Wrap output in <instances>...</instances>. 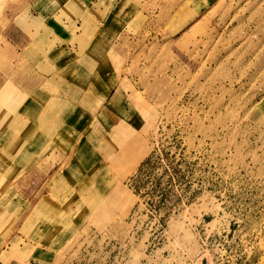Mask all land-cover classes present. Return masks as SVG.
I'll return each instance as SVG.
<instances>
[{"label":"rangeland","instance_id":"obj_1","mask_svg":"<svg viewBox=\"0 0 264 264\" xmlns=\"http://www.w3.org/2000/svg\"><path fill=\"white\" fill-rule=\"evenodd\" d=\"M33 2L0 0V84ZM106 2L43 35L75 102L0 97V264H264V0Z\"/></svg>","mask_w":264,"mask_h":264},{"label":"crops","instance_id":"obj_2","mask_svg":"<svg viewBox=\"0 0 264 264\" xmlns=\"http://www.w3.org/2000/svg\"><path fill=\"white\" fill-rule=\"evenodd\" d=\"M111 5L112 2H106V0H34V2L30 4L31 8L29 12L31 15L27 17L29 23L23 26H29L28 29H23V27L18 29L12 26V29L4 31L7 39L12 40L14 35H17L19 39L17 44L11 42L13 44L12 46L17 49L15 50L16 52L13 53L17 55V61L20 62L19 76L16 74L15 77L17 78L12 79V77L8 75V77L4 79V82L0 84V97H2L6 109H11L9 111L11 114L16 115L15 113L22 108L26 100L34 98L33 95H36V93L43 94L46 99L54 98L56 101L60 102L72 103L76 101V97L74 96H76V94L80 96V91L79 89L75 91V88H77L75 83L67 82L68 84L63 85L71 90L65 92L66 94H59L62 97H60L58 93L54 94V92H52V88L57 87L58 83V79H53V76H55L59 70L63 71L66 68V64L59 66V59L55 57L56 52L48 49V46L45 45L47 41L45 39L46 37L43 35L48 31L56 36L61 35L63 38L75 40L77 38L81 39L82 37V39L85 40L87 35L82 34L79 30H75V27H80L82 18L90 16L92 12H95L97 15H101L102 13L99 20L100 22H104L106 8ZM62 9L67 12V14L58 20L56 15ZM36 26L39 30L35 29ZM120 32L121 31H118L117 33ZM102 35H105L104 37L106 38L105 32ZM43 42L45 46L42 45ZM74 42L76 43V41ZM64 43L62 47L63 45L65 46ZM70 44L71 43H67L69 49H71ZM42 47L46 48L41 51ZM57 48L58 46H56L55 49ZM89 52H91V50L86 48L82 53L89 54ZM28 55H30L35 62L40 60V68L44 69H38V71H36L34 65L31 66V63H28V61H24L25 65L21 66V61L25 60ZM23 57H25V59ZM43 71H45V73H43ZM81 96H83V94H81ZM55 100L53 102H56ZM7 105H10V108H7ZM35 167L38 168L40 166H33V168ZM41 171L42 170H40L39 173H41ZM26 173L29 174V172ZM21 179H23V176L18 177L17 181ZM31 181L33 182L32 179L27 180L25 187L21 186L17 189L18 195H20L23 200L32 198V193L27 194L29 193L28 186Z\"/></svg>","mask_w":264,"mask_h":264}]
</instances>
